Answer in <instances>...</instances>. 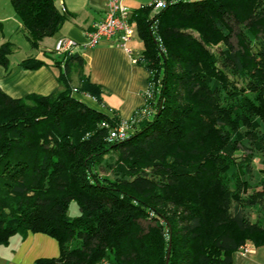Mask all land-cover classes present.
<instances>
[{
	"label": "trees",
	"instance_id": "1",
	"mask_svg": "<svg viewBox=\"0 0 264 264\" xmlns=\"http://www.w3.org/2000/svg\"><path fill=\"white\" fill-rule=\"evenodd\" d=\"M11 2L32 49L66 20L53 0ZM148 24L155 88L124 139L111 138L121 119L74 97L102 103L87 77L73 88L76 51L46 54L60 92L15 99L0 88V246L40 233L60 255L36 264H166L169 251L168 264H234L246 242L264 245V179H248L264 154V0H168ZM14 52L0 47L7 72Z\"/></svg>",
	"mask_w": 264,
	"mask_h": 264
},
{
	"label": "crops",
	"instance_id": "2",
	"mask_svg": "<svg viewBox=\"0 0 264 264\" xmlns=\"http://www.w3.org/2000/svg\"><path fill=\"white\" fill-rule=\"evenodd\" d=\"M53 1L56 8L66 16L59 33L52 38L44 39L39 49L25 47L24 57L10 59L9 72L0 64V88L15 99H23L30 95L51 96L64 90L59 79V71L49 65L51 60L47 55L54 52L59 39L70 38L78 43L76 53H79L83 60L82 69L74 72L73 88L80 87L81 76L87 77L91 85L101 88L102 103L79 91L73 92L74 97L112 119L117 116L122 121L129 122L146 104L145 91L150 72L145 62L141 61L144 60L147 50L143 34L148 33V22L160 11H155L151 7L152 0L124 1L131 12V23L135 31L129 43L132 50V54L129 55L110 41H103L94 48L85 47L86 34L106 15L107 0ZM17 33L25 37L22 22L11 0H0V47L6 42L12 43V38ZM30 57L45 61L47 65L37 70L22 68L20 63ZM249 246V251L239 250L234 254V264H264V245ZM59 255V243L40 233H29L25 237L17 235L8 245L0 246V264H36L40 258H56Z\"/></svg>",
	"mask_w": 264,
	"mask_h": 264
},
{
	"label": "built area",
	"instance_id": "3",
	"mask_svg": "<svg viewBox=\"0 0 264 264\" xmlns=\"http://www.w3.org/2000/svg\"><path fill=\"white\" fill-rule=\"evenodd\" d=\"M125 0H107V11L104 19L95 24L93 29L89 31L87 36V42L85 47L94 48L100 45L103 41H110L115 46L123 49L129 55L132 54V50L129 46L130 41L134 37V27L131 23V12L124 3ZM168 5V0H152L151 7L155 11H161ZM63 12L65 9L63 8ZM157 22H152L150 30L153 36H155L160 48L162 47V40L157 37ZM78 48V43L70 38H61L57 41L54 51L57 55L62 56L64 54H71ZM141 60V59H140ZM144 62V60H141ZM155 84L153 82V76L150 73V79L147 89L145 91V98L151 100L153 97ZM77 92V90H74ZM143 114H149L148 109L143 110ZM131 121V120H130ZM129 122H121L111 130V138L115 140L124 139L130 129ZM104 127H109L108 124H103ZM250 246L242 247L241 251H249ZM103 264H109L106 261Z\"/></svg>",
	"mask_w": 264,
	"mask_h": 264
},
{
	"label": "rangeland",
	"instance_id": "4",
	"mask_svg": "<svg viewBox=\"0 0 264 264\" xmlns=\"http://www.w3.org/2000/svg\"><path fill=\"white\" fill-rule=\"evenodd\" d=\"M27 39L21 34L17 33L16 35L13 36L12 38V43L15 44L14 49H15V55L13 57H10V59H14L16 57H24L26 55L25 47H29L30 45L27 43ZM245 154V152H244ZM238 156H243V153L241 152ZM253 168V174L249 176V181L252 185H258L259 181L261 179H264V154L260 152H256L254 156V161L252 164ZM262 171V172H261ZM256 213V212H254ZM79 215V207L78 205L73 202L70 206L69 209V216L71 218L76 217ZM252 219H255V214L252 216ZM144 225H147V222L144 223ZM252 242L248 241L246 244L242 247H247L248 245H251Z\"/></svg>",
	"mask_w": 264,
	"mask_h": 264
},
{
	"label": "water",
	"instance_id": "5",
	"mask_svg": "<svg viewBox=\"0 0 264 264\" xmlns=\"http://www.w3.org/2000/svg\"><path fill=\"white\" fill-rule=\"evenodd\" d=\"M169 260H170V251L168 252V256H167V262H166V264H168V263H169Z\"/></svg>",
	"mask_w": 264,
	"mask_h": 264
}]
</instances>
